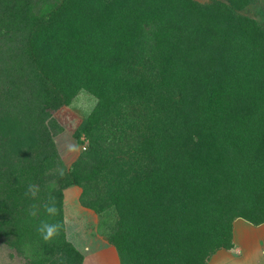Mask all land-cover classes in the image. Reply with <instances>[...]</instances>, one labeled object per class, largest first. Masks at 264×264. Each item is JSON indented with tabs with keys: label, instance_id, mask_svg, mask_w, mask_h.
<instances>
[{
	"label": "trees",
	"instance_id": "trees-1",
	"mask_svg": "<svg viewBox=\"0 0 264 264\" xmlns=\"http://www.w3.org/2000/svg\"><path fill=\"white\" fill-rule=\"evenodd\" d=\"M250 1L0 0V241L33 264H82L70 184L97 214L116 210L106 238L121 264H207L232 248L236 218L264 222V25L240 12ZM83 90L89 147L54 189L34 177L61 164L49 110ZM42 220L59 225L49 241Z\"/></svg>",
	"mask_w": 264,
	"mask_h": 264
},
{
	"label": "rangeland",
	"instance_id": "rangeland-1",
	"mask_svg": "<svg viewBox=\"0 0 264 264\" xmlns=\"http://www.w3.org/2000/svg\"><path fill=\"white\" fill-rule=\"evenodd\" d=\"M30 1L31 9L37 12L42 0ZM198 1L209 2L211 0ZM240 12L257 19L264 25V0H251ZM95 103L96 99L93 95L87 90H83L80 91L69 104H62L57 109L49 110L50 116L46 124L50 127V135H53L52 140L57 149L61 164H57L58 166L53 167V169L49 171H43L41 168L39 170L40 173L34 176L35 179L40 176L46 179L47 176L49 186L54 189L63 185V178L59 176L61 171L62 173L70 174L74 162L83 155L84 151L89 147L88 138L80 131L79 127L83 119L92 110ZM106 125L108 127L109 124L106 123ZM115 125L120 126L121 124L117 122L114 123V126ZM110 126L111 125H109V127ZM125 130L123 131L124 136L127 134ZM54 175L56 176L54 177ZM37 188L38 185L32 187L35 192ZM81 191L82 188L75 184L62 187L63 217L67 239L82 253V264H121L116 248H114L115 255H111L113 254L111 250L110 254L106 253L108 246L113 245L106 236L111 232L112 227L115 226L117 220L116 210L113 207H108L103 213H100V215L97 214L94 210L80 203L79 195ZM250 232L252 233V231ZM251 247L253 246L250 245L245 249L251 251ZM221 249L224 248H219L218 250ZM253 254H255V251L251 253V255ZM32 257L33 255L29 247L26 246L25 250L19 251L9 246L7 243L0 241V264H33ZM252 258L255 260L252 261L245 258L243 261H217V255L212 257L207 264H261V261H256L259 257L256 258L254 256ZM66 261H74V259L66 258L63 264H65ZM126 262L130 264V261Z\"/></svg>",
	"mask_w": 264,
	"mask_h": 264
},
{
	"label": "crops",
	"instance_id": "crops-1",
	"mask_svg": "<svg viewBox=\"0 0 264 264\" xmlns=\"http://www.w3.org/2000/svg\"><path fill=\"white\" fill-rule=\"evenodd\" d=\"M250 231H252V233ZM232 241V248L218 250L210 259L218 255L217 261H243L245 258L254 261L255 259L252 257L255 256L256 258L259 257L256 261H261V264H264V222L253 225L244 219H235L232 227ZM250 245L253 246L251 247V251L245 249ZM114 248L115 246L113 245L108 246L106 253L110 254L112 251L113 254L111 255H115ZM254 251L255 254H253V256L251 253Z\"/></svg>",
	"mask_w": 264,
	"mask_h": 264
},
{
	"label": "clouds",
	"instance_id": "clouds-1",
	"mask_svg": "<svg viewBox=\"0 0 264 264\" xmlns=\"http://www.w3.org/2000/svg\"><path fill=\"white\" fill-rule=\"evenodd\" d=\"M30 193L32 195H35V191L30 188ZM45 211L48 215H56L58 212V209L55 205V201L54 198L52 199V202L48 205H45ZM32 215H36L35 211L32 213ZM37 231L40 233V235L42 236V238L45 241H49L51 239H53L56 235H58L59 232V225L58 224H50L47 221H41Z\"/></svg>",
	"mask_w": 264,
	"mask_h": 264
}]
</instances>
